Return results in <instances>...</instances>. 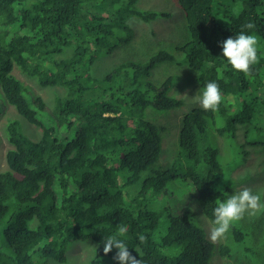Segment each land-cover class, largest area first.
<instances>
[{
	"label": "trees",
	"instance_id": "trees-1",
	"mask_svg": "<svg viewBox=\"0 0 264 264\" xmlns=\"http://www.w3.org/2000/svg\"><path fill=\"white\" fill-rule=\"evenodd\" d=\"M178 1L189 32L179 48L200 86L216 82L224 99L216 111L200 107L183 116L181 151L162 166L160 127L145 111L184 102L170 94L171 77L160 85L149 81L141 86L140 76H149L160 62L173 61V54L160 50L144 62L127 60L102 78L91 72L94 60L112 52L117 38L132 40L130 15L149 21L161 13L141 10L137 0H0V97L41 128L34 140L16 119L5 126L11 147L6 169L0 171V221L7 219L4 235L14 250L10 264H43V257L63 263L68 246L87 239L100 244L88 264H105L97 260L102 256L118 264L113 259L117 249L105 254L103 247L105 237L120 226L127 232L119 238L142 264H212L216 250L232 256L227 243L216 248L207 238L196 219L199 210L188 204L172 211L167 186L174 180L191 184L193 201L214 221V208L225 200L218 186L226 172L224 156L208 137L207 121L214 135L234 149H246V142L236 143L239 131L244 139L249 130L264 131V0ZM218 14L230 16V26ZM248 23L254 27L244 28ZM242 30L258 39L259 62L250 76L232 68L219 43ZM15 68L41 86L63 87L65 95L57 97L53 108L40 95L30 101ZM260 141L254 144L264 150V138ZM146 170L151 174L144 175L137 193H125ZM163 196L168 202L154 205ZM12 200L15 210L10 213ZM234 225L230 238L241 241L245 228ZM248 254L244 256L250 258Z\"/></svg>",
	"mask_w": 264,
	"mask_h": 264
},
{
	"label": "rangeland",
	"instance_id": "rangeland-1",
	"mask_svg": "<svg viewBox=\"0 0 264 264\" xmlns=\"http://www.w3.org/2000/svg\"><path fill=\"white\" fill-rule=\"evenodd\" d=\"M213 1L215 2V0ZM137 6L141 10L160 12L161 15L149 21H144L136 15H130L127 21L133 29L132 40L126 43L121 40L125 36L117 38L114 41L115 47L112 52H103L94 60L91 66V72L95 77L102 78L112 69L127 60L144 62L160 50H166L173 54V61L160 62L149 76L145 74H141L140 76L141 86L149 81L155 85H160L164 79L171 77L170 94L182 98L184 102L182 106L169 110H158L149 106L145 111L147 119L160 127L162 153L158 163L162 166H167L171 163L174 155L181 151L180 133L182 118L194 108H200L195 102L194 96L196 94L199 95L203 88L197 82L196 72L189 66L186 54L179 48L181 44L189 39L185 13L179 1L137 0ZM163 13H168V15H162ZM216 17L226 26H230V16L224 17L218 14ZM13 73L27 86L28 91L31 92H27L30 101L32 100V96L40 95L44 98L47 106L53 108L57 97L65 95V89L63 87L41 86L36 78L24 74L19 68H15ZM1 93L2 91L0 90ZM149 96H153L152 92H150ZM1 99L0 97V101ZM2 100L3 102L1 101L0 103V171L6 169L5 155L11 147L5 134V126L10 118L18 120L23 131L32 139L37 140L41 136L40 127L30 123L16 111L13 105L7 103L4 99ZM130 124L132 125L133 123L130 122ZM220 124L221 122L218 125ZM211 126L208 120L207 134L210 142L215 148H217V144L220 152L224 156V159L219 157L224 163L225 177L229 169L235 165L231 169V177H226V179L224 177L219 186L223 190L225 200L228 195L245 187L252 189L254 193H264V150L262 146L254 144L261 139L263 140L264 131L249 130L245 139L242 137V131H239L236 143H247L245 146L246 149L240 150L239 145L235 149L228 147V143L223 137L214 135L215 132ZM148 174H151L150 170L144 171L142 177L136 183L125 189V193L129 192L131 195L136 194L141 186L143 177ZM190 185L179 180H174L169 183L167 193L171 196L172 211L179 212L182 208L191 204L192 211L197 212L199 210L196 214V219L204 228L208 238L210 228L213 226V220L207 218L198 207V203L195 204V201H193L194 194L191 192L194 189ZM13 201H10L11 206ZM167 202V197L163 196L154 205L160 207ZM14 210L12 206L10 213ZM6 221L7 219L0 221V251L4 256V261L1 264L12 263L14 257V250L7 244L4 235ZM233 224H235L234 227L245 228L244 238L241 241L233 242L232 238H230L232 232L231 226L226 237L214 244L218 248L220 244L227 243L231 248L232 256L230 258L224 257L216 250L214 251L211 263L253 264L252 259H254L256 260V264H264V213L255 215L245 214L243 219ZM99 245L92 239L73 241L68 246L66 262L60 263L54 257H43L42 263L88 264L97 256L96 248ZM242 248L245 249V252L249 253L248 257L250 258L244 256L245 252ZM257 250L259 251L258 257L255 254ZM38 256L41 257L39 254ZM97 260L99 263L105 264L113 262L107 256L98 257Z\"/></svg>",
	"mask_w": 264,
	"mask_h": 264
},
{
	"label": "clouds",
	"instance_id": "clouds-1",
	"mask_svg": "<svg viewBox=\"0 0 264 264\" xmlns=\"http://www.w3.org/2000/svg\"><path fill=\"white\" fill-rule=\"evenodd\" d=\"M254 25H244L246 29H252ZM222 47V56L228 61L235 71L242 72L245 76L251 75L252 65L259 62L258 39L256 36L246 33L243 30L235 36L219 42ZM195 102L205 111H216L223 101V95L216 82H208L199 95H195ZM219 187V186H218ZM219 190L223 191L222 188ZM264 213V193H254L250 188H243L228 195L227 199L218 202L214 208L213 226L209 231V240L215 243L226 237L233 223L243 219L245 214L255 215ZM127 229L120 226L117 233L111 237H105L103 252L108 254L113 248L117 249L113 259L118 264H142L129 249L124 240L119 237L126 235ZM140 241L145 237L141 235ZM137 254V251H135Z\"/></svg>",
	"mask_w": 264,
	"mask_h": 264
}]
</instances>
